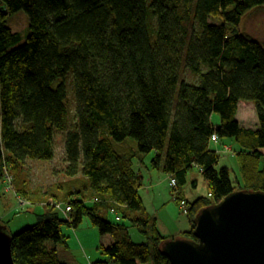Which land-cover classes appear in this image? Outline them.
<instances>
[{
  "label": "trees",
  "instance_id": "trees-1",
  "mask_svg": "<svg viewBox=\"0 0 264 264\" xmlns=\"http://www.w3.org/2000/svg\"><path fill=\"white\" fill-rule=\"evenodd\" d=\"M257 8L264 0H0V180L32 200L10 172L26 160L52 161L63 133V174L84 184L61 200L69 212L48 207L9 233L14 264H65L63 230L84 219L110 236L100 253L112 264H170L161 245L174 238L141 210L134 161L173 180L175 202L189 171H200L210 198L188 204L190 231L180 239L196 241V214L228 194L264 192V45L240 30ZM19 11L28 18L20 46L6 21ZM240 103L253 105L255 129L237 122ZM226 141L239 165L236 187L212 147ZM109 214L145 241L131 242Z\"/></svg>",
  "mask_w": 264,
  "mask_h": 264
},
{
  "label": "rangeland",
  "instance_id": "rangeland-1",
  "mask_svg": "<svg viewBox=\"0 0 264 264\" xmlns=\"http://www.w3.org/2000/svg\"><path fill=\"white\" fill-rule=\"evenodd\" d=\"M6 21L8 27L20 36L21 40L18 46L22 45L28 34V18L26 14L23 11H19L8 16ZM240 30L242 33L249 35L253 40L264 45V8L250 11L242 19ZM236 119L239 125L246 129H255L258 124L254 107L251 103L239 104ZM214 121L215 124H218V117L216 115H214ZM126 142L135 148L134 141L127 139ZM229 143L232 144V142ZM232 145H230V148L226 152L224 151L225 147H219L220 150L217 151L219 157L217 169L227 168L230 180L236 187L235 183H240L241 178L237 159L233 154L234 151L231 149ZM212 147L216 149L217 146L213 144ZM53 149L55 156L52 161L26 160L18 172H10L13 182L14 179H17L18 183L27 189L28 194L24 192V195L30 197L32 200L17 197L11 186L0 180V221L8 225V230L11 234L33 226L36 223L38 215L45 212L47 214L50 211L48 207H52L53 210L61 209L60 211L65 213L69 212L67 209L70 208V205L63 203L61 200L68 202L67 191L78 187L82 188L84 185L81 175L67 177L63 174L62 162L65 160L63 133L55 135ZM151 156L152 154L146 157L144 161L145 165L148 164ZM132 169L141 178V187L138 189L141 210L143 213H147L156 219L160 234L164 237L180 239L182 233L189 232L188 204L193 203L199 198L209 197L207 184L200 171L197 168H192L188 173L187 183L178 191L179 194L177 196L186 202L184 207L180 205V198L177 199L178 202H175V185H171L173 187L171 188L170 181L166 175L156 170L145 168V166L138 164L137 161L133 162ZM19 178L25 179V182H20ZM194 181H196V187H193ZM49 196L56 197L59 200L54 202ZM58 213L60 214L59 211ZM108 220L114 225L123 224L131 242L140 244L145 241V238L139 235L134 227L124 223L122 219L119 222L113 214H109ZM86 228L94 229L97 237H99L98 231L91 226L87 219H84L83 224L76 232L63 230L64 235L66 234L65 236L68 238V248L58 247L59 260L61 262L67 261L68 264H95L100 261L112 264L106 257L101 255L97 247L95 249L91 247V241L87 249L79 248L78 242L75 239L77 231L85 234L87 232ZM98 243L97 238L96 246ZM50 245L48 243V246ZM62 249H67V253L62 255L63 257L60 255Z\"/></svg>",
  "mask_w": 264,
  "mask_h": 264
},
{
  "label": "water",
  "instance_id": "water-1",
  "mask_svg": "<svg viewBox=\"0 0 264 264\" xmlns=\"http://www.w3.org/2000/svg\"><path fill=\"white\" fill-rule=\"evenodd\" d=\"M194 240L163 242L170 264H264V192L234 191L199 211ZM0 264H14L11 236L0 223Z\"/></svg>",
  "mask_w": 264,
  "mask_h": 264
},
{
  "label": "crops",
  "instance_id": "crops-1",
  "mask_svg": "<svg viewBox=\"0 0 264 264\" xmlns=\"http://www.w3.org/2000/svg\"><path fill=\"white\" fill-rule=\"evenodd\" d=\"M239 107V106H238ZM213 120H214V116L212 117V122H213ZM213 123H215V121L213 122ZM215 144V146H217L216 147V149H217V151L218 150H220L219 149V147L220 146H222V148L223 147H225V149H229L230 148V145H231V143H228L227 141L225 142V144H222V143H218V144H216V143H214ZM213 145V144H212ZM214 148V147H213ZM215 149V148H214ZM225 151V150H224ZM226 152V151H225ZM195 183H196V181H195ZM30 194H32L31 192H30ZM46 199V198H45ZM45 199H43V200H45ZM43 200H41V201H43ZM42 209H43V207H42ZM45 212V211H44ZM46 213V212H45ZM44 213V214H45ZM41 215H43V214H41ZM0 223L1 224H3L6 228H7V230H8V225H6V223L5 222H1L0 221ZM87 229V232L85 233V234H82V233H79L78 231H77V235H76V237H75V239H76V241L78 242V245H79V248L80 249H87L88 248V246L90 245V241H91V247L93 248V249H95V247H97V250L98 251H100V249L102 248V247H106V245H109L110 243H111V238H110V236H100L99 235V237H97V235H96V231L94 230V229H89V228H86ZM66 231H69V230H66ZM8 232H9V230H8ZM76 232V231H75ZM10 233V232H9ZM66 235V234H65ZM67 237V236H66ZM97 238H98V244H97V246H96V240H97ZM68 248V247H67ZM64 250V251H63ZM66 250L67 249H62V251L60 252V255L62 256V255H64V254H66L67 252H66ZM57 252H58V254H59V249H57ZM63 257V256H62ZM63 263H65V264H68V262L67 261H65V262H63Z\"/></svg>",
  "mask_w": 264,
  "mask_h": 264
},
{
  "label": "built area",
  "instance_id": "built-area-1",
  "mask_svg": "<svg viewBox=\"0 0 264 264\" xmlns=\"http://www.w3.org/2000/svg\"><path fill=\"white\" fill-rule=\"evenodd\" d=\"M213 140H215V139H213ZM226 150H227V149H225V151H226ZM170 184L174 186V181L171 180V181H170ZM55 210H56V211H59V212H62V211H60L61 209H55ZM67 210L70 211V208H68ZM62 213H65V212H62ZM66 213H67V212H66Z\"/></svg>",
  "mask_w": 264,
  "mask_h": 264
}]
</instances>
